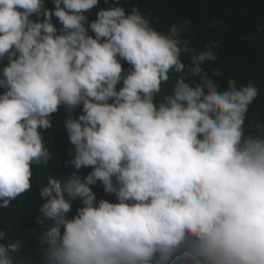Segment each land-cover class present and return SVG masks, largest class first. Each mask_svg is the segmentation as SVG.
Listing matches in <instances>:
<instances>
[{"label": "clouds", "instance_id": "clouds-1", "mask_svg": "<svg viewBox=\"0 0 264 264\" xmlns=\"http://www.w3.org/2000/svg\"><path fill=\"white\" fill-rule=\"evenodd\" d=\"M51 2L0 0V208L32 192L61 108L73 146L72 173L39 188L43 264H264L257 83L221 87L219 41L197 50L190 19L160 30L126 0ZM22 245L0 230V264Z\"/></svg>", "mask_w": 264, "mask_h": 264}, {"label": "trees", "instance_id": "trees-1", "mask_svg": "<svg viewBox=\"0 0 264 264\" xmlns=\"http://www.w3.org/2000/svg\"><path fill=\"white\" fill-rule=\"evenodd\" d=\"M47 4L49 8L53 7L51 0H47ZM133 5L139 6L141 11H151L153 24L160 30H166L172 22L190 19L193 30L185 36L197 50L209 41H219V59L212 66L223 71L221 87H224L229 76L238 83L255 81L260 95L249 110V119L264 120V0H126V8L130 9ZM100 6H105L103 0ZM91 19H95L94 13ZM53 22L57 23L55 18ZM249 34H256L260 38L246 41L243 37ZM122 64L125 69L130 67L126 62L122 61ZM76 114H80L79 109ZM62 120L63 108L60 113L54 114L53 128L45 133L52 159L46 167L34 169L32 192L13 200L7 208H0V230L7 233L9 241L19 239L23 242L22 250L13 254L20 264H43L46 246L40 244L39 236L48 222H37L43 203L39 188L50 177L67 178L74 170L68 163L72 158L73 146L68 141ZM53 163H59L57 174L54 173L56 167H51ZM89 171L90 168L81 170L84 175ZM93 190L98 199L116 202L113 195L104 192L101 184L97 183ZM77 207L79 203L74 202L69 215H74ZM176 262L180 260L174 264Z\"/></svg>", "mask_w": 264, "mask_h": 264}]
</instances>
